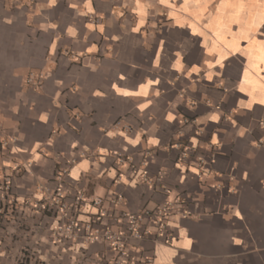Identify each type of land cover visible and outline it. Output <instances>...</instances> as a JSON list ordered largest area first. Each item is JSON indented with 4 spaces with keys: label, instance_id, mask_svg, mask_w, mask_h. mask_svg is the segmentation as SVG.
<instances>
[{
    "label": "crops",
    "instance_id": "1",
    "mask_svg": "<svg viewBox=\"0 0 264 264\" xmlns=\"http://www.w3.org/2000/svg\"><path fill=\"white\" fill-rule=\"evenodd\" d=\"M96 198L172 203L152 264H264V0H0V264H105L53 232Z\"/></svg>",
    "mask_w": 264,
    "mask_h": 264
},
{
    "label": "built area",
    "instance_id": "2",
    "mask_svg": "<svg viewBox=\"0 0 264 264\" xmlns=\"http://www.w3.org/2000/svg\"><path fill=\"white\" fill-rule=\"evenodd\" d=\"M1 189L3 196H6L9 189L8 180L4 179ZM114 202L119 200L116 199ZM51 204L61 213H65L67 209L60 195L57 198H51ZM92 204L97 207V212L92 218L83 222L69 218L54 228V234L62 238H73L78 235V232L83 231L82 237L86 241H104L111 252V257L105 264H152L151 257H139L132 251L130 243L141 240L151 233L146 226V221H151L158 231H163L172 203L165 202L153 210L142 209L136 212L120 211L118 213L104 208L100 198L92 200ZM110 224L116 225L117 228H111ZM29 257L25 254L16 264H30Z\"/></svg>",
    "mask_w": 264,
    "mask_h": 264
}]
</instances>
